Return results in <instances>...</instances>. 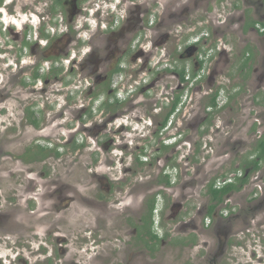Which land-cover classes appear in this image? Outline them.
Instances as JSON below:
<instances>
[{
	"label": "flooded vegetation",
	"instance_id": "af4514ba",
	"mask_svg": "<svg viewBox=\"0 0 264 264\" xmlns=\"http://www.w3.org/2000/svg\"><path fill=\"white\" fill-rule=\"evenodd\" d=\"M210 1H214L212 7ZM48 2L51 18L33 10L35 5L24 4L21 12L29 11L28 19L16 22L15 0L7 4L0 0V15L5 8L11 12L8 23L0 27V60L11 68L6 84L0 81V94L7 93L14 82L16 61L24 59L28 65L32 56H39L33 73L22 81V85L38 84L48 82L49 76L57 80L64 69L61 55L70 56V71L78 69L87 84L82 96L81 86L70 85L68 100L76 103L85 97L78 113L93 122L83 123L86 132L82 134H90L95 153L100 150L98 143L104 149L107 159L99 163V170L101 166L108 167L107 172L120 170L115 179L120 182L110 186L111 180L97 166L88 165L84 193L64 186L61 179L41 183L39 192L35 181L28 186L30 213L42 211L43 218L37 223L29 213L31 218L21 223V229L38 234L35 241L39 233L44 234L40 253L45 264L62 259L64 264H134L140 258L144 264H180L183 258L184 264H242L230 252L239 247L237 252L248 255L242 246L246 238L259 241L263 253L256 264H264V236L255 239L250 232L253 219L264 224V133L256 134L246 148L249 138L237 120H247L249 111L244 107L237 120L230 113L238 110L234 104L241 95L236 74L246 71L256 83L261 79L257 69L249 70L256 54L251 41L264 39V0H164L161 10L159 0ZM167 9L172 13L181 9L191 28L173 54L168 48L174 45L168 44L167 51L159 48L162 40L158 38L166 39L158 29L170 16ZM77 17L82 18L76 21ZM85 28L90 35L83 39ZM235 32L243 40L242 57L247 62H239L238 72L232 64L228 73L215 57L235 53ZM12 47L13 55L7 54ZM177 53L178 57H172ZM203 84L207 100L195 111L190 94L202 90ZM259 95L258 102L264 105V91ZM35 106L36 100L26 111L31 121H40L43 111ZM98 117L103 122L98 123ZM248 133L255 134L254 128ZM242 149L246 157L240 154ZM37 150L43 151L40 146ZM114 150L119 157L112 154ZM240 156L242 161H237ZM132 188L138 189L141 199L129 196ZM134 201L139 207L129 208ZM72 204L74 213H64ZM85 208L97 212L85 213ZM19 214L13 207L3 221L1 214V227L18 225ZM204 249L205 258L199 255ZM223 255H230L225 259L231 257V261L219 263ZM256 255L251 252L253 258Z\"/></svg>",
	"mask_w": 264,
	"mask_h": 264
},
{
	"label": "rangeland",
	"instance_id": "374dc122",
	"mask_svg": "<svg viewBox=\"0 0 264 264\" xmlns=\"http://www.w3.org/2000/svg\"><path fill=\"white\" fill-rule=\"evenodd\" d=\"M10 1L11 0H6L5 4ZM48 1L49 0H15V12H13L15 14V21H27L28 15L25 13L29 11L21 12L22 5L24 4H27L31 8L35 5L37 9L33 10L40 11L45 19L51 18L52 12H49L46 9ZM163 1L164 0H159V10L162 9V6L163 9L166 6ZM83 3L86 4L85 2ZM213 3L214 1H210L211 7L213 6ZM78 4H80V2ZM33 10L30 11L33 12ZM167 10L170 16L160 26V29H158V31L161 32V35L164 34L166 36V39L163 40L160 37L158 38L162 40L159 48H164V51H167L168 44L171 46L174 45L173 49L168 48V53L173 54L175 53V48L181 38L186 36L185 34L191 31V28L188 26V23L186 24V15L181 9L173 11V13L171 10ZM10 13L11 12H9L6 8L3 10L0 15V21H2L0 23V27L3 23L4 25L8 23L10 20ZM6 18L7 22H5ZM81 18L82 17H77L76 21H80ZM187 19L189 22L190 17H187ZM88 21L89 20H87V22ZM214 28L215 26L213 29ZM81 35L87 38L90 33L88 30H84ZM233 43L235 44V53L234 51H230L227 53V56L221 53L219 56L215 57L219 64L222 65L220 68L225 70V72L228 71V73L232 70V64L235 65L236 72H238L240 67L239 62H247V59H243L242 57L245 45L243 44V40L241 41V38H238V34L236 32L233 34ZM15 44L19 45V41L15 40ZM251 45L254 46L256 54L254 61H252L250 65L249 71H252L254 68L257 69L255 74H259L261 79L258 83H256L254 80L255 78L248 77L246 71L241 72L239 76L236 74V82L240 84L241 95L236 100L237 104H234L236 105L235 107H238V110L234 115L230 112L233 118L237 120L238 115L241 114L240 112L241 110H244V107L249 111L250 115L246 118L247 120H237L243 125V132H245L247 138H249V144H247L246 148L249 147V145H252L254 139L256 140V134L259 136L260 133H264V105L259 104L258 102V100H260L259 93L264 91V49L262 48V45L264 46V39L262 43H259L257 40H253L251 41ZM13 50L14 47L7 49V54H12ZM71 53L74 54L75 52ZM172 57H178V53ZM9 58L11 60L13 59L12 56H9ZM30 59L31 60L28 65H25L28 62L27 60L23 59L20 63H17L16 61L14 67L16 68V77L14 78V82L8 89L7 93L3 92L0 94L3 96V98H0L3 99V108H0V216L1 214H4L1 216L3 221L7 216L8 210L10 211L12 207L17 209L20 213L17 215L18 218L16 224L18 225L10 226L7 229L1 227L2 223L0 221V264H45V259H43V255L40 253V248H42L40 247L42 245L40 239H45L44 234L39 233L40 238H37L35 241L33 239L36 238L38 234L32 235L31 231L28 232L21 229L24 227L21 223H24L25 219L31 218L29 216L31 211L28 208V204L30 202V200H28V196H30V194L27 193V188L33 181H35L36 192L40 191L41 183L59 181V179H61L64 186L69 184L72 188H78L81 193H84L86 192V183L88 182V165L97 166V169L99 170V163H101L102 160L107 159L103 147L99 145L100 143H98V148L100 150L98 153H95L94 151H96V148L93 144H91L92 141H89L88 139L90 134L86 136L82 134V132H86V129H84L85 125H83V123L90 126V123L93 122V120H89L87 116H84L83 112H81V114L78 113L83 105L82 103L86 104L85 97L80 98V100L78 99L76 103L68 100L70 98V85L76 83L81 86L80 95L82 96L86 92L83 88L87 84L85 79L78 76V73H81L78 69H75L74 72L70 71V56L67 58L64 55H61L64 69L59 72L57 80L52 79V76H49L48 82L38 81V84L22 85V81L26 79L27 75H31L33 73L35 63L39 64L40 62L39 56H32ZM10 71L11 68L6 67L2 60H0V81L2 83L6 84L10 76ZM61 79H63L62 84L60 81ZM31 89L34 90L30 91ZM194 91L195 90H192L190 94V98L193 99V109L195 111L197 109L201 110L203 99L207 100V98H203L204 94L208 92V90H205L203 84L202 90ZM35 100L38 105L35 107L41 108L43 116H39L38 118L40 121L34 125L29 115L30 112L26 110L28 108L30 110L31 105ZM258 105L260 107H258ZM194 110L191 112L192 122ZM200 114L201 113L199 111L196 118H199L198 115ZM78 119H80V121H78ZM36 120L38 119L36 118ZM97 120L98 123L103 122V120L99 117ZM132 125L134 127L137 126L135 123ZM252 125L255 134L248 133L250 129L253 130V128H251ZM68 131L73 132V134L68 133ZM67 136L69 138L68 141ZM132 136L130 135V138ZM92 138L93 137H91V139ZM132 140L134 141V145H136L137 143L135 142V139L132 138ZM118 142H121V140L117 141V143ZM80 144L82 146L78 148L74 147L75 145L79 146ZM38 146H40L43 151L37 150ZM54 148L58 149L56 154L54 152ZM116 153L120 152H115V150L112 151V154L115 155ZM240 154L243 155V157H246L244 156V149L240 151ZM197 156L198 157L196 158L199 160L200 155L198 154ZM241 157L242 156L238 157L237 161H242ZM228 166L229 164L227 167ZM107 170H109L108 167L104 169V167L101 166V171L99 170V172L111 180V182L109 181L111 183L110 186H113L115 183H119L120 181H115V179L120 177V170L118 173L113 170L111 172H107ZM41 171H44L43 175L40 173ZM143 171H147V168H143ZM258 174L260 175L261 173L259 172ZM110 175L112 176L110 177ZM136 177L139 178L140 181L144 179V177H141L140 175H136ZM131 191L133 192L130 193V197H138L139 199L142 198L138 189L132 188ZM68 195L71 196L72 194L68 193ZM111 196L113 198L114 194H111ZM34 202L36 203V206H39L36 201ZM102 206L104 205H96L94 208ZM81 207H79V210H82ZM128 207L131 209H137L139 205L136 201H134V203ZM30 209H35L34 203L30 206ZM65 210L66 211H64V213H74V205L72 204L69 208L65 207ZM84 210L85 213L94 214L97 212V210H92L91 208H85ZM33 211L34 213L30 214L35 215L34 217H36V222L38 223L40 219L43 218L41 213L42 211L38 213L36 210ZM51 216L52 215L49 217ZM256 220L257 219H253L252 229L250 232H253V238L258 239L259 236H264V224L262 223L260 226ZM28 239H30L33 244V249L29 247L31 246V243L28 242ZM252 241H254L252 238H246L242 241V246L246 248V254L249 256H251V252L254 254L257 253L255 258H253V256L247 257L248 255H244L245 252L243 253V251L242 253L237 252L239 247H237L234 252L231 251L230 254L234 253V256L238 258V261L242 264L251 263L249 258L253 260V264H256L258 254L263 253V251L258 240L253 243ZM115 245L116 242L112 240V246L114 247ZM206 254L207 250L204 249V253H200L199 255L205 258ZM86 256L90 258V253ZM166 256V260L169 261L168 259H171L170 252L167 253ZM228 256L230 255H223L219 263L223 260L225 263L230 262L231 257L228 258L229 260L225 259ZM184 260L185 258L182 259L180 264H182ZM152 261L154 260L152 259ZM157 261H159V259ZM64 262L65 260L62 259L59 260L57 264H64ZM111 264H113V262H111ZM134 264H144V261L140 258L138 261L134 262ZM191 264L197 263L192 262Z\"/></svg>",
	"mask_w": 264,
	"mask_h": 264
},
{
	"label": "clouds",
	"instance_id": "9594fccd",
	"mask_svg": "<svg viewBox=\"0 0 264 264\" xmlns=\"http://www.w3.org/2000/svg\"><path fill=\"white\" fill-rule=\"evenodd\" d=\"M43 13V12H42ZM5 22H7V18H6V21ZM95 22L93 21V24H94ZM85 30H87V29H85ZM90 30H92V27L90 28ZM90 30H88V32L90 33ZM206 34H204V33H201L200 34V36H205ZM85 39H86V37H84Z\"/></svg>",
	"mask_w": 264,
	"mask_h": 264
},
{
	"label": "trees",
	"instance_id": "16d2710c",
	"mask_svg": "<svg viewBox=\"0 0 264 264\" xmlns=\"http://www.w3.org/2000/svg\"><path fill=\"white\" fill-rule=\"evenodd\" d=\"M34 121L35 124H37L36 122H38L39 120H36L35 118L32 119Z\"/></svg>",
	"mask_w": 264,
	"mask_h": 264
}]
</instances>
